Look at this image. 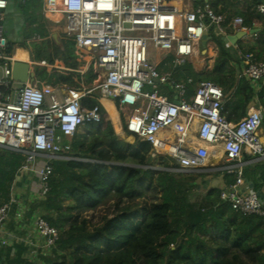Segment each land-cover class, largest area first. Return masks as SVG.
<instances>
[{
  "label": "built area",
  "instance_id": "2783aa9c",
  "mask_svg": "<svg viewBox=\"0 0 264 264\" xmlns=\"http://www.w3.org/2000/svg\"><path fill=\"white\" fill-rule=\"evenodd\" d=\"M38 1L58 39L73 44L76 65L80 64L76 71L83 75L91 70L95 80L89 90L80 81L56 89L27 84L19 89L11 77L15 61L4 37L9 0H0V151L23 156L20 172L33 176L23 191L10 189L18 200L11 198L0 206V231L12 210L16 221H24L21 202L29 197L38 206L33 223L42 240L39 245L17 227L0 247L20 245L34 262L55 251L60 233L48 225L41 210L52 192L51 162L70 160L63 155L68 150L65 140L85 122H99L97 109L82 106L93 93L117 103L123 132L132 143L150 144V164L161 156L172 162V173L203 174L208 171L205 163L217 160L215 168L234 177L232 184L219 188V199L237 214L263 215L258 194L247 192L243 172V155L264 162V144L257 136L261 110L251 107L238 123H230L222 116L224 97L214 83H198L188 96L193 78L176 82L170 73L159 71L168 57L176 67H205V36L211 28L224 36L225 16L216 15L208 4L179 11L168 7L171 0ZM257 12L264 15V5H258ZM231 27L247 34L253 23L234 17ZM243 63L246 81H264V63L250 54L243 56ZM160 87L173 99L162 95Z\"/></svg>",
  "mask_w": 264,
  "mask_h": 264
},
{
  "label": "trees",
  "instance_id": "16d2710c",
  "mask_svg": "<svg viewBox=\"0 0 264 264\" xmlns=\"http://www.w3.org/2000/svg\"><path fill=\"white\" fill-rule=\"evenodd\" d=\"M226 1L211 0L209 4L216 15H223ZM40 4L38 0L17 3L23 29L14 46L26 49L34 64L52 66V53L64 63L67 72L51 74L34 66L39 83L56 87L77 80L89 90L95 77L91 70L83 75L73 72V44L50 47ZM219 5L224 9L216 11ZM34 37L38 42L32 41ZM209 37L221 49L219 38L212 32ZM237 49L264 63V36L251 45L240 43ZM241 63L231 53L222 52L221 62L210 71L195 73L190 65L170 63L161 70L172 72L176 82L192 76L195 83H214L226 100L222 116L235 124L251 107L264 114V85L256 92L236 76ZM100 99L99 93H93L82 101L86 110L97 109L100 119L98 123L85 122L65 141L68 150L63 155L70 160L51 162L52 192L42 213L48 225L60 233L55 251L34 262L25 257L22 246L13 245L0 252V264H264V204L260 196L261 216L235 213L219 199V187L214 186L205 194L203 204L194 203L193 193L202 175L172 173V162L161 156L150 164L149 143L119 141ZM115 106L118 108L117 103ZM261 126L264 129V115ZM24 162L20 154L0 151V206L9 201L11 185ZM225 178L226 185L234 182L233 176Z\"/></svg>",
  "mask_w": 264,
  "mask_h": 264
},
{
  "label": "crops",
  "instance_id": "0c3cea01",
  "mask_svg": "<svg viewBox=\"0 0 264 264\" xmlns=\"http://www.w3.org/2000/svg\"><path fill=\"white\" fill-rule=\"evenodd\" d=\"M20 1H22V0H19L18 3ZM210 1L211 0H171L172 3L175 4V2H177L179 4V7H176V6L173 7L179 11H190V10H193L197 6H202L203 4H208L210 6V4H209ZM229 4H231L232 7H229ZM258 5H264V0H228V1H226V3L224 4V6H227L226 7L227 9L225 10L226 13H224L222 16H225V18L227 19L226 22L229 20H230V22H229V24L225 22L223 25V30H224L225 34H224V36L220 37L215 32L214 28H211L210 29L211 31L210 30L208 31V33L205 36V47H206V56H207V60L204 63L205 67L202 68V64H195L194 66L190 65L193 68V71L195 73H201L203 71H210L211 69L215 68L222 60V52H226V53H231L232 56L234 58H236L237 60H239V59L242 60V63L240 64V68H237L235 70V72H236V76H240L243 78L242 73H243L244 68H245L244 63H243L244 54H242L240 51H238L237 46L240 43L242 45H251L256 40H258V38H260L261 36H264V15L257 12V6ZM11 6H12V3L9 2V5H8V8L6 11H8L9 7H11ZM222 9H224L223 5H219V6H217L216 11H220ZM6 11L4 14V20H5L6 14H7ZM15 11H17V17L19 19V21H18L19 26L18 27L20 28V32H19V35H20V33L23 29V26H22L21 14L17 8V5L15 8ZM41 15L44 19L46 27L49 29V32H50L49 38H51L52 35H56L58 38L59 34L57 32H55L53 28H50L48 26L47 20L45 19V17L42 14V7H41ZM233 15H236L234 17H241L247 21L252 22L253 28L247 34H244V33H241L237 30H234L231 27V20L233 19V17H232ZM4 23H5V21L3 22V26H4ZM211 32L213 33V35L215 37L219 38L221 45H222L221 49L216 47V45L210 40L209 35ZM241 34L244 35V38L238 42L233 41L231 39H228L229 37L238 38L239 36H241ZM38 40H39L38 37H34L32 39L33 42L34 41L38 42ZM59 42L61 44L63 43L60 40H59ZM52 46L56 47L55 45H52ZM52 46H50V47H52ZM15 47H19V46H14V48ZM20 48L24 52L27 53V57H28V62H25V63L22 62L23 64H27L29 66L28 79H27V82L25 84L48 86L46 84L39 83V81L36 79L35 74H34V66H40L42 68H45L47 70L48 74H51L52 72H56V73L61 72V70L57 71L56 69H54L55 68L54 67L55 62H59L60 64H62V62L58 61L56 58H54L53 53L51 55V57L54 61L52 66L46 65L45 63H43V65H41L42 63L41 64H34L30 60L28 51L22 47H20ZM247 54H249V53H247ZM250 55H252V54H250ZM253 60H254V58H253ZM172 61H173V59L171 57L165 58V60L161 64V66L163 65V67L165 68L167 66L165 63H168V64L170 63L173 66ZM15 63H19V62L15 61ZM74 65H75L74 68H76L77 66L80 67V64L76 65V59H75ZM161 66L159 68L160 72L170 73L172 75V72H170V71H162ZM64 70H65V72L68 71L66 69H64ZM76 70H74L73 72L79 74ZM187 77H191L194 79V77H192V76H187ZM76 82H78V81L76 80L74 82V84H71V85L66 84V85L67 86H73V85H75ZM247 83L256 92L260 90L262 85H264V81L262 83L257 84V85L251 84L248 81H247ZM16 84H18L17 86L19 87V89L25 85V84L20 85L17 82H16ZM197 84L198 83H195V81H194V84L187 88L188 96L194 92L195 86ZM66 85L60 84L56 87H52V86H48V87H50L52 89H56V88L66 86ZM160 92H162V95H165L167 98L173 99L172 94L169 91H167L166 88L160 87ZM100 100H102V99H100ZM100 100H99V104H100ZM108 101H110L113 104V106L116 109L117 114H118V119H119V124H120V132L118 134H116L114 132L117 139L119 141H124V142H127L129 144H134V143H132V140H130L128 138V136L125 135V133L123 132V124H122L123 118H122L121 114L119 113L118 108L115 106V103L111 100H108ZM253 101H256V100L254 99ZM225 102H226V100L224 99L223 106H224ZM254 108H256V107H254ZM257 136L260 139V141L264 144V129L262 128V126L258 130ZM214 161L215 160L210 159V160H208V162L205 163V165L207 166L206 169L208 171L203 173V174H200V175H202L203 178L199 180V182L196 185V188L194 190L192 198L194 199L193 200L194 203H196L198 205L203 204L205 194L210 189H212L213 186L216 188L217 187L220 188L222 185H225V182L227 180V178H225L226 174H224L221 171H218L215 168L216 162L214 163ZM243 163H244V166H243L244 178H245L246 183L248 185L247 192L248 193H257L258 196H260L261 202L264 204V169H263L264 162H256V161L252 160L248 155H243ZM152 170H156V169H152ZM15 178L16 179H15L14 183L11 185L10 189H12V187L17 188L18 193L20 190L26 189L29 186V184L31 183V181L33 180V176L31 174H21L20 171L16 175ZM10 193L11 194H10L9 200L11 198L18 200L17 199L18 194L16 196H12L13 193L11 192V190H10ZM28 198L29 197L23 199V202H21V205L24 206V209H25L24 221H22V222L16 221V219L14 218V213H13L14 211L12 210L9 217L5 220L4 225L0 231V242L5 241L8 237V235L10 233L14 232V230L17 227H22V235L23 236H27L29 239L34 240L39 245L42 244V240L37 237V235L34 231V223H33L36 211L38 209V206L35 203L31 202V200H29ZM4 248L5 247H0V252L3 251Z\"/></svg>",
  "mask_w": 264,
  "mask_h": 264
},
{
  "label": "rangeland",
  "instance_id": "374dc122",
  "mask_svg": "<svg viewBox=\"0 0 264 264\" xmlns=\"http://www.w3.org/2000/svg\"><path fill=\"white\" fill-rule=\"evenodd\" d=\"M18 1L19 0H10V2L12 3V6L9 7L8 11H6L7 14L5 16V20H4L5 23L3 26L4 27V37L6 38L7 43L10 45L11 54H12V50L14 49V45H18V43L20 42V40H19L20 28L18 27L19 26V24H18L19 19L17 17V11H15V8H16ZM174 6L179 7V4L177 2H175V4L170 2V1L168 2V7H174ZM49 39H50V41H49L50 46L54 45V42L52 41V39L51 38H49ZM54 67H55L54 69L61 70V71H64V69H65L63 62H62V64H60L59 62H55ZM86 72L87 71H85L83 73H86ZM100 96H101V99H106L102 95H100ZM67 140H65V141L67 142ZM215 162H217V160L214 161V163ZM15 191L18 192L17 188ZM21 191H23V189L20 190L19 192H21ZM193 200L194 199H192V201ZM42 207H43V205H41V210H42Z\"/></svg>",
  "mask_w": 264,
  "mask_h": 264
},
{
  "label": "bare ground",
  "instance_id": "6f19581e",
  "mask_svg": "<svg viewBox=\"0 0 264 264\" xmlns=\"http://www.w3.org/2000/svg\"><path fill=\"white\" fill-rule=\"evenodd\" d=\"M12 55H13L14 61H17L19 63L28 62L27 53L24 52L20 47H15L12 50ZM100 104L104 112L106 113L113 127L114 132L118 134L120 132V124H119V119H118V114H117L116 109L114 108L113 104L107 99L100 100ZM170 140L173 141V135L171 136Z\"/></svg>",
  "mask_w": 264,
  "mask_h": 264
},
{
  "label": "water",
  "instance_id": "95a60500",
  "mask_svg": "<svg viewBox=\"0 0 264 264\" xmlns=\"http://www.w3.org/2000/svg\"><path fill=\"white\" fill-rule=\"evenodd\" d=\"M244 38V35L241 34L238 38L236 37H229L228 39H231L233 41H240ZM52 41L54 42V45L56 48L60 47L61 43L59 42V39L56 35L51 36ZM28 69L29 66L27 64L23 63H14L12 66V80L19 83L20 85H24L27 82L28 79ZM188 173H191L190 171H187Z\"/></svg>",
  "mask_w": 264,
  "mask_h": 264
}]
</instances>
